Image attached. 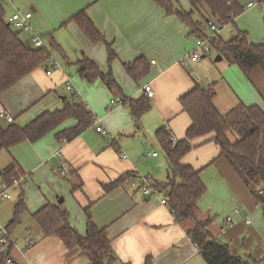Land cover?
<instances>
[{
  "label": "crops",
  "instance_id": "obj_1",
  "mask_svg": "<svg viewBox=\"0 0 264 264\" xmlns=\"http://www.w3.org/2000/svg\"><path fill=\"white\" fill-rule=\"evenodd\" d=\"M1 1L7 20L17 12L31 14L30 32L16 30L21 42L29 46L32 34L39 36L45 46L52 39L66 58L62 60L56 52L51 53L58 67H53L50 75L44 66L22 78L0 96V110L22 128L45 112L61 110L64 100L76 95L94 118L92 126L70 142L60 143L55 136L74 128L75 120H66L36 142H23L0 151V183L3 170L11 165L23 173L13 188L18 186L17 199L19 193L24 198L26 211L22 220L29 221L27 217H31L34 223V227H22L15 236L12 260L7 264H88L79 250L66 248L59 238H40L32 216L47 203L67 211L70 225L80 235L85 234L84 211L89 208L95 226L106 230L115 264H206L187 235L189 223L176 221L167 203L161 204L166 199L165 191L154 188V184L168 180V165L156 132L166 128L175 141L184 137L190 119L179 99L195 86L206 88L214 84V105L222 115L239 104L257 106L264 112V72L254 70L244 77L230 64L222 69L200 62L180 65L179 60L194 50L196 38L153 0ZM171 1L181 10L191 11L186 0ZM261 6L246 8L242 14ZM80 12L111 45L115 59L110 65L105 45L91 43L73 22L72 18ZM263 16L264 13L262 23ZM194 20L199 18L195 16ZM241 32L247 34L246 30ZM255 35L259 40L256 45L263 44L264 27ZM251 36L248 32L249 39ZM82 56L101 73L111 71L121 93L111 92L98 79L90 83L83 80L76 67ZM139 57L146 59L149 71L139 81H133L124 65ZM146 86L150 87L152 98L145 96ZM143 97L149 107L135 123L128 102ZM112 98H119L122 104L109 106ZM95 123L107 134L97 133ZM211 138L210 134L195 139L182 159L183 164L200 171L206 189L197 204L198 220L209 219L207 231L227 243L234 256L247 264H264V197L251 195L228 163L218 157L219 148ZM153 153L157 156H150ZM62 164L69 168L64 177L60 175ZM126 174V180L104 192L105 186ZM144 177L154 189L147 196L141 188L132 186ZM259 188L262 187L256 186L255 191ZM12 209L9 207L0 216V225L11 217ZM29 240L34 243L27 247Z\"/></svg>",
  "mask_w": 264,
  "mask_h": 264
},
{
  "label": "trees",
  "instance_id": "obj_2",
  "mask_svg": "<svg viewBox=\"0 0 264 264\" xmlns=\"http://www.w3.org/2000/svg\"><path fill=\"white\" fill-rule=\"evenodd\" d=\"M153 1L167 16L176 17L196 39L205 37L201 29L203 22L216 21L220 26L233 25L250 1L262 5L264 11V0H186L190 5V12L181 10L171 0ZM195 16L199 18L198 21L194 20ZM72 20L91 43L105 45L110 65L115 59L113 49L85 13H78ZM211 47L216 55L222 57V60L236 66L244 77H248L254 70L264 72V43L260 45L249 43L247 34L244 32L238 31L228 41L217 37L211 42ZM53 52L58 53L65 60L63 51L54 44L52 39L49 40V49L33 50L21 42L19 33L12 30L11 25L8 26L4 6L0 0V96L37 68L46 66ZM76 67L79 76L88 83L98 79L111 92L118 95L121 93L111 71L107 74L101 73L98 67L84 56L77 62ZM124 70L133 81H139L148 73L149 64L145 58L139 57L133 63L125 64ZM215 96V87L212 84L206 88L195 86L180 97L179 103L182 110L189 116L190 125L184 137L176 140L174 145L170 141L171 135L166 128L156 132V139L167 161L168 180L164 184H154V188L165 191L166 205L176 221L189 223V228L186 229L187 235L206 264H247L231 253L227 243L215 238L207 231L209 219L198 220L197 204L206 189L200 180V171L183 164L182 159L192 149V142L195 139L211 134V141L219 148L218 157L228 163L251 195L255 196L256 186L264 188V153L260 154L264 144V112L257 106L239 104L222 115L214 105ZM128 104L130 116L135 123L138 122L142 111L149 107L144 97L130 101ZM66 120H75L77 125L55 136L60 143H67L77 138L92 126L94 118L92 113L72 95L71 98L64 100L61 110L45 112L22 128L13 123L6 127L0 125V151H8L23 142H36ZM14 168L11 165L2 172V180L7 185H13V180H18L19 176L23 175L20 170L15 172ZM128 176L126 174L105 186L104 192L113 190ZM16 188L18 186L12 190ZM25 211L24 198L19 193L14 206L13 220L6 226L8 231L9 226L19 222V218ZM84 212L86 218L84 235H80L70 225L67 211L57 205L47 203L32 216V219L38 226L41 239L59 238L66 248L79 250L88 264H115L116 257L111 249L106 230L95 226L89 208H86ZM12 248L10 244L4 252L0 253V264H7L12 260ZM251 264L261 263L251 262Z\"/></svg>",
  "mask_w": 264,
  "mask_h": 264
},
{
  "label": "built area",
  "instance_id": "obj_3",
  "mask_svg": "<svg viewBox=\"0 0 264 264\" xmlns=\"http://www.w3.org/2000/svg\"><path fill=\"white\" fill-rule=\"evenodd\" d=\"M255 6H258V4L254 1H250L247 3L246 8H251ZM30 18H31V14L22 15L17 12V13H14L11 17H9L8 24L15 27L20 32L28 33L31 30L30 25H29ZM222 27L223 26H220V24H218L216 21L203 22L201 24V29L204 30L206 28L209 32V36H205L200 39H195L194 50L190 54L183 56L179 60V64L182 66H185L188 62L198 63L200 59H206V58L210 59L212 53H214L211 47V42L217 39L218 32L220 31ZM29 39H30L29 47L32 48L33 50L45 48L44 41L39 36L32 34ZM46 74L50 75V72H47ZM67 89H70V87L67 86ZM143 92L147 98H152L153 93L149 86L144 87ZM121 104H122V101L119 98L111 99L109 102V106L121 105ZM0 122H5L6 124H12L13 118L10 115L0 110ZM95 130L97 133L101 135L107 134V132L101 126H98V124H96ZM170 141L172 145L176 143L175 139L172 137ZM58 155L59 154H57V156ZM150 156L156 157L157 153H153ZM15 172H17V170H15ZM68 174H69L68 166L65 164H62L60 166V175L64 177V176H67ZM19 180H13V183H12L13 185H7L5 182L0 183V201L11 199L10 191L12 190L14 185L18 184ZM132 186L135 188L137 187L141 188L142 193L146 196L151 194L154 190L150 186V183L146 178H140L138 182H133ZM257 193L258 195L264 197V188H259ZM166 203L167 202L165 199L161 201L162 205H165ZM247 223L249 222L247 221ZM7 233L8 232L6 231V228L1 230L0 232V253L4 252L6 248L8 247V245L10 244L13 245V242L10 241V238ZM220 233L223 234L224 230L221 229ZM33 243H34L33 240H29L26 242V246L29 247Z\"/></svg>",
  "mask_w": 264,
  "mask_h": 264
},
{
  "label": "rangeland",
  "instance_id": "obj_4",
  "mask_svg": "<svg viewBox=\"0 0 264 264\" xmlns=\"http://www.w3.org/2000/svg\"><path fill=\"white\" fill-rule=\"evenodd\" d=\"M262 14H263V7L262 6L258 10H252V11L245 12L244 14H241L240 16L237 17L238 19L235 21V25L228 24V25L223 26L222 29L219 32L220 36L219 35L218 36L223 41H225V40L229 39L230 36L235 35L237 33V31L246 30L248 40L249 41L251 40L252 42L257 44L259 42V40L255 39V38H257L255 33L257 31H260L261 28L263 30V23H262V18H261ZM12 30L15 31L17 29L12 26ZM203 32H204L205 36H209V32H208V30L206 28L203 30ZM248 32H249V34H252L250 39L248 37ZM21 33H23V32H21ZM45 48L49 49V46H47V43H46ZM58 56L63 60V58L59 54H58ZM215 57H216V54L212 53L210 59H208V58L200 59L199 62L202 65H205V64L210 65V67H215L216 66L218 69H222V68L228 67V63L225 60H223L222 62H220L218 64H214L213 60L215 59ZM65 58H66V56H65ZM50 61H51V63L50 62L47 63L46 66H47L48 71L51 72L53 67H58V65H57V63H54L55 61L53 60L52 55H51ZM232 67H234V66H232ZM98 81L100 82V80H98ZM70 94H72V93H70ZM75 94H77V93L75 92ZM77 96H78V94H77ZM68 98H71V96H68ZM112 99H114V98H112ZM77 100H79L78 97H77ZM263 153H264V144H263L262 149L260 150V154H263ZM144 178H146V177H144ZM10 196H11V200H9V201L8 200H4V202L0 201L1 202L0 203V205H1L0 206V216L2 214L5 215L6 214V209H8L9 207H10V209H12L13 206H14V203L17 201L16 190H11L10 191ZM4 207H5V211L2 210ZM22 215H21V217H22ZM21 217L19 218V222L18 223H14L11 226H9V228H10L9 231L6 229V231L8 232L7 234L9 236V238H10V241H12L14 243V246L16 245L15 236H17V233L22 229V227H23V229H26V228H29V227H32V226L34 227V223L31 220V217H27V219H30L29 221L22 220ZM262 219H264V217ZM12 220H13V209H12L11 217L3 225H0V232H1V230L5 229L6 226ZM20 222H21V224H20ZM26 222L31 223L30 224L31 226L26 225L27 224ZM20 235H22V233H20L19 236Z\"/></svg>",
  "mask_w": 264,
  "mask_h": 264
},
{
  "label": "water",
  "instance_id": "obj_5",
  "mask_svg": "<svg viewBox=\"0 0 264 264\" xmlns=\"http://www.w3.org/2000/svg\"><path fill=\"white\" fill-rule=\"evenodd\" d=\"M8 26H10L9 24H8ZM222 61V57L221 56H219V55H216V57H215V59H214V62L215 63H218V62H221ZM262 200H263V198H262ZM60 202H62L61 200L59 201V203Z\"/></svg>",
  "mask_w": 264,
  "mask_h": 264
},
{
  "label": "bare ground",
  "instance_id": "obj_6",
  "mask_svg": "<svg viewBox=\"0 0 264 264\" xmlns=\"http://www.w3.org/2000/svg\"><path fill=\"white\" fill-rule=\"evenodd\" d=\"M49 72V71H48Z\"/></svg>",
  "mask_w": 264,
  "mask_h": 264
}]
</instances>
